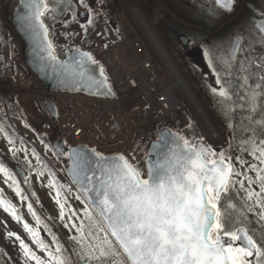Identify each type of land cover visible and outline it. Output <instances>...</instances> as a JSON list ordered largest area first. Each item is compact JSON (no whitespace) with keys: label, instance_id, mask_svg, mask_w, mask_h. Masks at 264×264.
I'll use <instances>...</instances> for the list:
<instances>
[{"label":"snow or ice","instance_id":"snow-or-ice-1","mask_svg":"<svg viewBox=\"0 0 264 264\" xmlns=\"http://www.w3.org/2000/svg\"><path fill=\"white\" fill-rule=\"evenodd\" d=\"M211 3L212 15L223 19L235 12L237 0H211ZM105 4L106 0H76V4L72 0H20L21 11L16 14V22L32 46L34 62L41 71L50 72L66 89L86 90L95 96L114 95L105 66L91 51H83L73 44L77 37L81 43H87L89 35L97 31L95 17L101 15L100 8ZM77 5L84 9V22L77 12ZM68 12L70 19L62 22L67 31L60 34L67 41L61 50L67 55L63 59L58 54L55 32L47 21L55 22L56 15ZM261 16L264 17V12ZM73 24L79 31L71 28ZM256 27L264 34V19ZM211 50V45L206 46L203 53L219 86L212 87L211 92L221 98L219 103L226 128L232 129L233 125L227 123L232 111L227 103L232 101L226 86L230 82L222 83V75L210 58ZM238 51L239 37L231 49V60H235ZM253 60L257 69L253 75H258V82L246 95L255 112L257 97L264 95V90L256 91L264 87V57ZM222 62L231 69V61ZM251 64L252 61L247 66L242 63L241 69L247 72ZM227 74L231 75V72ZM248 80L249 76L245 75L241 87L248 85ZM255 123L264 126V120ZM25 127L31 126L25 123ZM252 131L253 135L243 141L240 153L235 157L202 140L192 143L180 133L161 132L148 153L155 159L147 160L146 172L132 162L134 153L131 157L124 154L108 156L95 148L53 146L56 148L54 155H67L70 162L67 174L71 184L75 185L74 195L72 187L60 182L33 149L31 156L40 166L36 176L44 177L45 172L48 173L47 187L54 190L58 218L72 233L69 239L76 247L68 253L34 210L32 202L27 203V210L37 227L23 221L16 205L6 200L0 190V208L13 220L23 223V229L36 249L46 258L37 255L19 235L9 232L8 236L15 235L19 242L24 264H264V228L257 237L243 226L248 221V213L254 214L264 225V135L257 137L255 130ZM0 133L11 146L8 151L13 160L18 159V152L28 156L23 141L21 147L16 148L15 141L3 126H0ZM40 142L46 151H51L43 138ZM243 153L255 162L244 159ZM26 163L29 169L36 167L31 160L26 159ZM249 173H255V176ZM0 174L21 202L28 200L17 174L4 160H0ZM27 182L25 176L23 183ZM239 191L246 193L247 203L240 209L235 203L225 207L224 202L231 201L233 193L238 195ZM69 195L82 205V210L71 207ZM41 225L51 236V244L45 243L38 230Z\"/></svg>","mask_w":264,"mask_h":264},{"label":"rangeland","instance_id":"rangeland-1","mask_svg":"<svg viewBox=\"0 0 264 264\" xmlns=\"http://www.w3.org/2000/svg\"><path fill=\"white\" fill-rule=\"evenodd\" d=\"M126 1H135V0H126ZM136 2V1H135ZM138 7V6H137ZM130 8H131V10H133L134 9V7L130 4ZM122 9H123V14H125L126 15V17H127V19H132V15L129 13L128 14V9L127 8H125V7H123V5H122ZM141 10V9H140ZM142 11V10H141ZM143 12V11H142ZM133 13H134V11H133ZM129 15V16H128ZM136 16V15H135ZM157 17H156V19L158 20L157 21V26H156V29H157V31H158V29H160V24H159V21H160V19L158 18V14L156 15ZM155 19V18H154ZM136 29L140 32V33H142V31H141V29H140V27H136ZM156 34V33H155ZM142 36H143V40H144V42L146 43V45L148 46V48L150 49V51H151V53H152V55L154 56V58H155V61H156V64H157V66H158V68H159V71H160V75L161 76H166V72H165V69H164V66H163V64L161 63L162 62V60H163V58H162V55L159 53L158 55H156L157 56V58H156V56H155V50H154V48L152 47V45H151V43H150V41L148 40V38L146 37V36H144V34L142 33ZM150 36H151V34H150ZM157 36V35H156ZM165 49V48H164ZM198 62H202V63H204L203 61H201V59H200V61H198ZM177 68V67H176ZM169 69V68H168ZM178 69V68H177ZM178 71L180 72V74L182 75V77L184 78V74L178 69ZM171 72V71H170ZM171 74H172V72H171ZM172 76H173V74H172ZM189 80H190V82H191V79L188 77V76H186ZM173 78H175L174 76H173ZM185 79V78H184ZM176 80V79H175ZM185 81L187 82V84H188V86L190 87V85H189V83H188V81L185 79ZM191 84H192V82H191ZM176 87V86H175ZM192 87H193V89L197 92V95L195 94V92L193 91V89H192V91L194 92V94H195V96H196V98H197V100L199 101V103L202 105V107H203V109H204V106H203V104L204 105H206V103H205V101L202 99V96H201V92H200V90L198 89V87L196 86V85H194V84H192ZM176 88H178V87H176ZM177 91H178V94L181 96V97H183L189 104H190V106H191V108H192V112H193V117L197 120L196 122H195V124L196 125H202L201 124V118L199 117H197L196 116V114H195V109L193 108V106L191 105V103L188 101V99L185 97V94H184V92H183V90L181 89V87L180 88H178L177 89ZM199 97V98H198ZM203 102V104H202V102L200 101V100ZM182 104H183V106L185 107V109H187L188 107V105H187V103L185 102V101H183L182 102ZM205 110V109H204ZM206 111V110H205ZM207 113V112H206ZM198 115V114H197ZM208 115V114H207ZM210 118V117H209ZM199 119H200V121H199ZM211 120V119H210ZM212 121V120H211ZM213 124H214V122H212ZM214 127H215V124H214ZM21 129L25 132V129H24V127H21ZM215 129H216V127H215ZM216 132L218 133V137H219V140L218 141H215V142H219L220 141V139H221V136H220V134H219V132L216 130ZM9 145L8 144H6L5 143V148H6V150H7V152H9L8 151V149H9ZM15 147L16 148H20L21 147V145H15ZM24 147V146H23ZM9 153H11V152H9ZM17 156L18 157H20V158H24V159H27V160H29V159H34L32 156H31V154H28V156L27 157H25V154H24V152H18L17 153ZM29 156H30V158H29ZM0 180H1V178H0ZM35 187H36V189L38 190V188L41 190V192H42V194H43V197H42V199L45 201L44 203H45V205L47 204L48 205V207H51L50 209H48L49 210V213L51 214V216H52V218L54 219V221L55 222H57L58 223V228H59V230L61 231V233L63 232L66 236H68L69 234H70V232H69V230L68 229H65L64 228V226H63V224L61 223V221L59 220V218H58V212H59V209H58V206L55 204V202H54V200H53V195H52V192L49 190V188H47V185H46V178L45 177H41V178H35ZM21 208H22V211H23V215H24V218H25V220H26V222H28L29 224H30V226H32V227H34L35 225H36V223H35V221H34V219L32 218V216L28 213V210H27V203H22L21 204ZM73 208H76L77 210H82V205H80L79 204V202L78 201H76V200H73ZM0 228L2 229V231H3V233L4 234H6V235H8V233L9 232H12V233H14L15 235H19L21 238L23 237V238H27V234H26V232H25V230L22 228V226L18 223V222H16L15 220H13L12 219V217L8 214V213H6V212H4V210H3V208H0ZM15 235L13 236V237H11V239L14 241V239H15ZM16 247H18V244H16ZM15 247V248H16ZM17 249V248H16ZM37 250V249H36ZM37 254L38 255H40L42 258H46V256H45V254L43 253V252H41V251H39V250H37Z\"/></svg>","mask_w":264,"mask_h":264},{"label":"trees","instance_id":"trees-1","mask_svg":"<svg viewBox=\"0 0 264 264\" xmlns=\"http://www.w3.org/2000/svg\"><path fill=\"white\" fill-rule=\"evenodd\" d=\"M258 1H261V0H258ZM196 20H202V19H197ZM171 25H175V22H172L171 20H169L168 24L165 25V28H164V35L166 36V38L170 39L171 36L174 35L173 31H171L170 29H168V26ZM177 25V24H176ZM249 33L246 35L245 39H246V45L250 48L249 50H252V52L249 54L248 57V60L244 61V64L245 66H247V63L249 61H252V64H251V67L248 68V71L245 72L243 71L241 68H240V73H241V76H240V79H242V77H244L245 75H248L249 78L252 77V79H254V87L253 89L255 88V84L258 82V75H253V73H256L257 72V69L255 67V61L253 60V58H260V57H264V43H263V40L261 39L260 36H258V34L255 32H253V29L252 27L250 26L249 23H246L245 24V27ZM199 35L202 37L204 36L202 32H199ZM264 90V87H262V89H260L259 91H262ZM251 91V90H250ZM257 91V90H256ZM259 99V98H258ZM245 104V109L244 111H246V115H244V117H242V121H240V126H241V129L244 131V132H253L252 130L254 129L255 132H259L261 133V129L259 127L261 126H258V124L255 123L256 120H264V115L261 116V117H256L255 114L252 110H251V103L250 101L247 102V103H243ZM260 104V108H264V95H261L260 96V99L259 101L256 100V105ZM244 119V120H243ZM239 127V125H238Z\"/></svg>","mask_w":264,"mask_h":264},{"label":"bare ground","instance_id":"bare-ground-1","mask_svg":"<svg viewBox=\"0 0 264 264\" xmlns=\"http://www.w3.org/2000/svg\"><path fill=\"white\" fill-rule=\"evenodd\" d=\"M133 11H134V14L136 15L137 18L141 19L142 21L145 20L143 17H146V16H145L144 13L140 10L139 7L135 6L134 9H133ZM123 16H124V17H123L124 22H127V20H129V19H127V17H126L125 14H123ZM148 24H149V23H146V26H147ZM151 33H154V34H155L154 31H150V32H149V35H150ZM151 36H152V34H151ZM154 39L157 40V36H156V34H155V38H154ZM157 48H158V50H160L161 52L166 53V52H165V49H164V46L162 45V43H159V42H158V43H157ZM165 62H166V65L168 66L169 70L172 72L173 76L175 77V79H176V81H177V82H176V86L181 87V89L183 90L185 96L187 97V99H188V100L191 102V104H192V102H193L195 99H197L196 96H195V94H194V92H193L192 89L188 86L187 82H186L185 79L182 77V75L180 74V72L178 71V69L176 68V66L174 65L173 60H171V59H169V58H166V59H165ZM174 66H175V67H174ZM173 86H174V85H173ZM174 87H175V86H174ZM197 101H198V100H197ZM198 102H199V101H198ZM194 108H195V107H194ZM196 108L199 110V111L197 112V114H198V116L201 118V123H202V125H203V127H204V129H205V132L208 133V134H211V133L213 132L214 134H213V133L211 134L212 137H214V135H216V137L213 138V141H214V142H215V141H218L219 138H217V132H216V129H215V127H214L212 121L208 118L209 116L207 115V113H205L206 111L203 110V107H202V106H199V105L196 106ZM196 108H195V111H197ZM204 111H205V112H204Z\"/></svg>","mask_w":264,"mask_h":264},{"label":"water","instance_id":"water-1","mask_svg":"<svg viewBox=\"0 0 264 264\" xmlns=\"http://www.w3.org/2000/svg\"><path fill=\"white\" fill-rule=\"evenodd\" d=\"M21 11V6L18 7L16 9V12H15V15H14V21H15V27L17 28V31L20 33V35L25 39V41L27 42V50H26V55H27V62L29 64V66L32 68V69H35V70H40V68L38 67V65L34 62V58H33V55H32V46L30 44V42L28 41L27 37L25 36L23 30L20 28V26L17 24L16 22V14L18 12ZM43 72V71H42ZM45 73V72H43ZM50 73V72H49Z\"/></svg>","mask_w":264,"mask_h":264},{"label":"flooded vegetation","instance_id":"flooded-vegetation-1","mask_svg":"<svg viewBox=\"0 0 264 264\" xmlns=\"http://www.w3.org/2000/svg\"><path fill=\"white\" fill-rule=\"evenodd\" d=\"M192 105L196 108V106H202L198 101H197V99H195L193 102H192ZM196 112H198L199 110L196 108ZM204 110V109H203ZM205 112V111H204ZM206 113V112H205ZM209 118V117H208ZM210 119V118H209ZM214 125V124H213ZM214 134V133H213ZM219 135H218V133H217V138H219L218 137Z\"/></svg>","mask_w":264,"mask_h":264}]
</instances>
